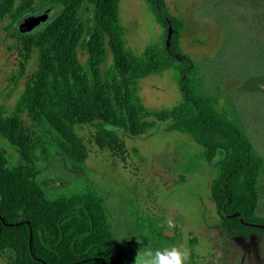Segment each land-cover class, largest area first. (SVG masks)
I'll return each instance as SVG.
<instances>
[{
	"label": "trees",
	"instance_id": "1",
	"mask_svg": "<svg viewBox=\"0 0 264 264\" xmlns=\"http://www.w3.org/2000/svg\"><path fill=\"white\" fill-rule=\"evenodd\" d=\"M144 1L163 35L161 44L148 45L139 57L125 49L118 23L120 0L0 1V20L10 17L13 24L29 12L56 8L37 32L23 34L17 29L11 34L22 45V57L38 52V66L16 112L0 122V132L19 148L23 160L11 168L0 153V258L9 264H134L115 241L100 197L92 192L47 197L37 182L30 156L34 147L22 113L56 132L53 141L75 169L89 153L76 126L103 125L96 144L114 150L121 145L115 129L139 136L156 121L165 122L169 130L190 135L216 169L211 192L223 228L246 239L264 233V219L256 213L262 159L235 110L218 93L204 95L200 68L181 47L185 20L172 15L165 0ZM86 3L94 7L93 25L86 42L88 58L82 64L78 48L86 27L79 14ZM109 55L112 72L105 74L102 65ZM260 60L264 67V55ZM168 69L176 73L182 100L169 110L154 112L150 122L135 94L137 81Z\"/></svg>",
	"mask_w": 264,
	"mask_h": 264
},
{
	"label": "rangeland",
	"instance_id": "2",
	"mask_svg": "<svg viewBox=\"0 0 264 264\" xmlns=\"http://www.w3.org/2000/svg\"><path fill=\"white\" fill-rule=\"evenodd\" d=\"M165 3L172 15L185 20L181 47L200 68L204 95L218 93L221 101L235 110L262 159L256 213L264 219V67L260 60L264 55V0ZM93 9L86 3L79 14L86 27L78 48L82 64L88 58L86 42L93 25ZM46 10L51 17L56 14V8L50 6L29 12L15 24L10 17L0 20V122L16 112L38 66V52L33 51L25 59L20 55L22 45L11 34L20 31L30 17ZM118 23L123 29L126 51L136 57L142 56L148 45L162 43L163 28L144 0H120ZM102 70L105 74L112 72L111 55ZM135 94L149 112L145 119L150 122L154 112L169 110L182 100L172 69L140 78ZM21 116L34 147L30 156L36 165L37 182L47 197L83 192L100 197L115 241L134 264L146 250L171 247L187 249L191 264V240L196 231L208 227L215 235L213 224L218 225L219 219L211 187L216 169L204 158V149L187 133L169 130L167 123L159 121L139 136L115 129L121 145L112 150L96 144V133L103 125H78L76 132L89 153L80 169H75L53 141L54 130L31 122L26 113ZM0 153L11 168L23 162L19 148L1 132ZM220 242L226 241L223 238ZM231 242L228 240L226 248H221L214 264H264V233H254L248 242ZM0 264L9 263L0 258Z\"/></svg>",
	"mask_w": 264,
	"mask_h": 264
},
{
	"label": "flooded vegetation",
	"instance_id": "3",
	"mask_svg": "<svg viewBox=\"0 0 264 264\" xmlns=\"http://www.w3.org/2000/svg\"><path fill=\"white\" fill-rule=\"evenodd\" d=\"M47 11L49 10H46L45 12ZM211 198L214 202V205L216 206V203L212 197V192H211ZM216 213H217V218L219 219V222H218V225L213 224L215 235H212L213 233L212 229L208 227L206 228L203 227L196 231V235L194 239L191 240V243L193 244V249H194L193 250V261H191V264H214L216 255L221 254L220 253L221 248L223 249L226 248V244L228 240H232V242H234V240L242 241V239H244L245 241L248 242L251 239V238L246 239L244 236H242L239 233H236L234 235L229 234L221 225V222L223 221L221 214H219L218 210H216ZM233 216H238V213H234ZM261 227H264V225H261ZM255 233H262V232H255ZM219 238H222V239L224 238V241L226 242H222L223 243L222 244L220 242L222 239H219ZM226 254L227 253H224L225 257H226ZM228 255H230V253H228Z\"/></svg>",
	"mask_w": 264,
	"mask_h": 264
},
{
	"label": "clouds",
	"instance_id": "4",
	"mask_svg": "<svg viewBox=\"0 0 264 264\" xmlns=\"http://www.w3.org/2000/svg\"><path fill=\"white\" fill-rule=\"evenodd\" d=\"M189 251L177 247L146 250L136 259L135 264H188Z\"/></svg>",
	"mask_w": 264,
	"mask_h": 264
},
{
	"label": "water",
	"instance_id": "5",
	"mask_svg": "<svg viewBox=\"0 0 264 264\" xmlns=\"http://www.w3.org/2000/svg\"><path fill=\"white\" fill-rule=\"evenodd\" d=\"M51 18L52 17L49 11L45 12L44 14L34 15L20 26V32L23 34L35 33L41 26L49 22Z\"/></svg>",
	"mask_w": 264,
	"mask_h": 264
}]
</instances>
